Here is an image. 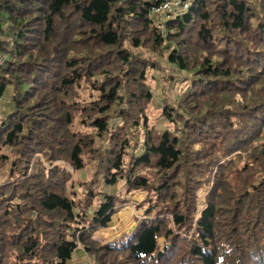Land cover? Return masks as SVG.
Listing matches in <instances>:
<instances>
[{"label":"trees","instance_id":"16d2710c","mask_svg":"<svg viewBox=\"0 0 264 264\" xmlns=\"http://www.w3.org/2000/svg\"><path fill=\"white\" fill-rule=\"evenodd\" d=\"M165 1L0 0V174H19L0 189V264H69L78 243L96 264H264V0H194L167 22L152 14ZM142 49H171L186 74L179 134L148 124ZM86 154L103 187L148 195L146 218L109 244L94 234L117 196L78 210L66 170L28 172L35 155L81 172Z\"/></svg>","mask_w":264,"mask_h":264},{"label":"rangeland","instance_id":"374dc122","mask_svg":"<svg viewBox=\"0 0 264 264\" xmlns=\"http://www.w3.org/2000/svg\"><path fill=\"white\" fill-rule=\"evenodd\" d=\"M193 1L194 0H191L189 2L188 8ZM163 27L164 26L158 28L160 29V34H164L166 32V27ZM170 50L165 51L163 54L157 56L150 54L144 49L139 50L138 52H141L142 57L147 61L148 65H153L152 68L147 67L146 69V84L148 86L149 92L152 95V100L145 111L148 119V124L149 126H155L158 130L159 128H166L170 131L174 130L173 133L175 134H179L180 130L184 129V127L187 125V120L190 119V115L181 110H178L177 107L178 102H180L184 98L183 92L185 91L189 83L186 81L187 79L185 78V73L181 74L176 72V70L169 64L168 56ZM6 52H8L7 49ZM4 59L5 56L0 54V65L4 63ZM11 94L12 90L8 88L5 99L0 103V119L3 115H7L11 111ZM236 99L238 102L241 101L240 97H237ZM185 100H187V98ZM166 111L170 113L174 118H176L177 123L175 124V127L172 124L166 122V115H164ZM173 111H175L174 114ZM80 129L83 128L80 127ZM210 134L211 132L205 130L203 133H199L201 139H205L208 136L210 137ZM95 140L97 141V138H95ZM191 142L192 141L188 140L186 142V145L191 147L192 151H198L200 149V144L191 145ZM2 152L8 155V152H11V150L3 149ZM85 159L87 161L86 168L83 171L76 173L73 172L72 168L62 160L54 161L52 162V164H46V159L44 156L35 155L33 158L30 157L28 172L30 173L33 170L36 171L38 169L37 163H40L39 166H44L46 169L58 167L66 170V172L70 175V181L66 185V190H70V198L76 202L78 210H85L87 212L90 206L92 209H95V207L101 200V194H103L105 191L113 193L115 196H117L118 210L120 212H117L111 217V220L106 228L100 229L94 234V237L96 239L102 240L105 243L109 244L119 239L123 234L132 232L134 229H136L138 222L146 218V211L149 207L147 203L145 204V202L148 195L144 191H135L130 194H126V188L123 181H118L115 187H103V173L99 169L96 170L95 167L96 155L93 154L91 155V159H88V154H86ZM14 177L16 178H10L8 170L0 174V189H4L6 185L9 186L14 184L15 181L19 179L18 172ZM98 180H101L100 183L98 182ZM213 180L214 176L212 180H210L209 184L198 192L197 196L200 202H202V199H204L209 189L213 186ZM200 181L203 182L204 179L202 178L200 179ZM84 190L89 191L88 195H91L93 198L90 204L85 202L82 204L77 203L80 199H82V196L86 197V194L82 195ZM87 215L89 216V213H87ZM80 226L83 227V224H81ZM84 227L83 229L88 228L87 226ZM72 232L73 231L71 230L69 231V240H72ZM81 233V230L80 232H76L77 237ZM98 233L103 234L104 239L97 238L96 235ZM163 244L164 240L160 239L158 245L161 252L163 251ZM77 245L78 247L76 250H79V252H81V262L84 264H96L93 257L85 252L80 243H78ZM72 257V260L68 263L79 264L78 262L74 261V254Z\"/></svg>","mask_w":264,"mask_h":264},{"label":"built area","instance_id":"2783aa9c","mask_svg":"<svg viewBox=\"0 0 264 264\" xmlns=\"http://www.w3.org/2000/svg\"><path fill=\"white\" fill-rule=\"evenodd\" d=\"M191 0H166L161 5L152 9V14L163 21L172 19L188 9V4Z\"/></svg>","mask_w":264,"mask_h":264},{"label":"crops","instance_id":"0c3cea01","mask_svg":"<svg viewBox=\"0 0 264 264\" xmlns=\"http://www.w3.org/2000/svg\"><path fill=\"white\" fill-rule=\"evenodd\" d=\"M111 231H112V229H111ZM96 237L99 238V239H104L103 234H99L98 233L96 235ZM78 252H79V250L74 252V261L78 262L79 264H84V263L81 262V259H80L81 258V254H80L81 252H79V253Z\"/></svg>","mask_w":264,"mask_h":264},{"label":"water","instance_id":"95a60500","mask_svg":"<svg viewBox=\"0 0 264 264\" xmlns=\"http://www.w3.org/2000/svg\"><path fill=\"white\" fill-rule=\"evenodd\" d=\"M75 251H77V250H75ZM162 253H163V252H161V251H160V253H159V254L161 255Z\"/></svg>","mask_w":264,"mask_h":264}]
</instances>
